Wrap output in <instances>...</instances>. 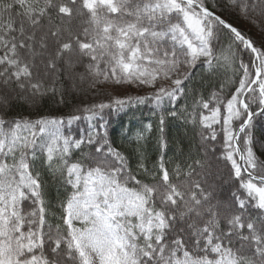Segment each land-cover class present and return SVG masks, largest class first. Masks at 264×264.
Masks as SVG:
<instances>
[{
    "label": "snow or ice",
    "instance_id": "1",
    "mask_svg": "<svg viewBox=\"0 0 264 264\" xmlns=\"http://www.w3.org/2000/svg\"><path fill=\"white\" fill-rule=\"evenodd\" d=\"M0 264H264V0H0Z\"/></svg>",
    "mask_w": 264,
    "mask_h": 264
},
{
    "label": "trees",
    "instance_id": "2",
    "mask_svg": "<svg viewBox=\"0 0 264 264\" xmlns=\"http://www.w3.org/2000/svg\"><path fill=\"white\" fill-rule=\"evenodd\" d=\"M230 19V22L236 25L237 27L241 28L242 30H245L248 32L250 36H252L253 39H255L257 42L261 40V35L255 29L252 27V25L248 24L244 20L236 19L235 17H226ZM132 95L136 94H144L142 92H138L135 88L130 90ZM148 107L146 105H139L137 108L133 109L132 111H127L126 113H120L118 115H115L112 117V129H113V137L117 139V142L119 143V133L121 131V125H130L133 127L139 126V123L141 121L148 122L150 120H153L154 117L151 115V113L148 111ZM60 109L64 112H67L68 109L64 108L63 106H59L55 103H53L50 99H46L43 102V105L41 107L42 112L52 111L56 112L57 109ZM184 128L179 124L177 121H170L169 123V132L170 135H184ZM190 135V133H189Z\"/></svg>",
    "mask_w": 264,
    "mask_h": 264
}]
</instances>
